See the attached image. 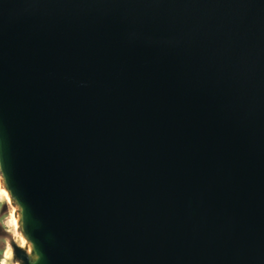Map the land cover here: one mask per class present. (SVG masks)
Segmentation results:
<instances>
[{"label": "water", "instance_id": "1", "mask_svg": "<svg viewBox=\"0 0 264 264\" xmlns=\"http://www.w3.org/2000/svg\"><path fill=\"white\" fill-rule=\"evenodd\" d=\"M0 173L20 264H264V0H0Z\"/></svg>", "mask_w": 264, "mask_h": 264}, {"label": "rangeland", "instance_id": "2", "mask_svg": "<svg viewBox=\"0 0 264 264\" xmlns=\"http://www.w3.org/2000/svg\"><path fill=\"white\" fill-rule=\"evenodd\" d=\"M3 185V181L1 183L0 180V259H3L2 253L6 251L8 247H11L13 250V257L8 261V264H17V260H19L17 252L21 249L20 243L23 231L21 226L18 227L14 225L13 221L16 215L14 211L17 212V209L13 203L8 201L5 197L2 188Z\"/></svg>", "mask_w": 264, "mask_h": 264}, {"label": "bare ground", "instance_id": "3", "mask_svg": "<svg viewBox=\"0 0 264 264\" xmlns=\"http://www.w3.org/2000/svg\"><path fill=\"white\" fill-rule=\"evenodd\" d=\"M2 181H3V184H4V185L2 186V188H3V192H4V193H5V192L8 193V195L5 196V197L8 199V201H11V202L13 203V205H14V206L16 207V209H17V212L14 211V212L16 213V215H15V217H14V221H13V222H14V225L20 227V226L22 225V210H21V208L18 206V204H17L14 200H12L11 194H10L9 190L7 189V187H6V185H5L4 179L1 180V183H2ZM1 204H2V203H1ZM12 219H13V218H12ZM20 248L23 249V250H25L26 252H28V251H27L28 248H31L32 251H31V253H29V254H32V252L34 251V248H33L32 243L28 240V238L26 237L25 234H22V235H21ZM32 256H33V259L36 261V260H37V256H35V255H33V254H32Z\"/></svg>", "mask_w": 264, "mask_h": 264}, {"label": "snow or ice", "instance_id": "4", "mask_svg": "<svg viewBox=\"0 0 264 264\" xmlns=\"http://www.w3.org/2000/svg\"><path fill=\"white\" fill-rule=\"evenodd\" d=\"M2 179H3V176H2V173H0V180H2ZM4 195L7 196L8 193L5 192ZM27 251H28V253H31L32 249L28 248ZM2 256H3V259H0V264H5L6 260L12 259V257H13L12 248L8 247L7 250L2 253ZM17 264H20L19 260H17Z\"/></svg>", "mask_w": 264, "mask_h": 264}, {"label": "clouds", "instance_id": "5", "mask_svg": "<svg viewBox=\"0 0 264 264\" xmlns=\"http://www.w3.org/2000/svg\"><path fill=\"white\" fill-rule=\"evenodd\" d=\"M9 260H10V259L6 260L5 264H8V261H9Z\"/></svg>", "mask_w": 264, "mask_h": 264}]
</instances>
